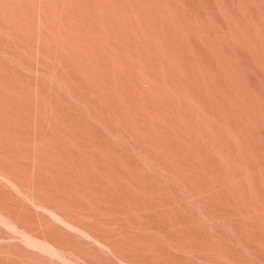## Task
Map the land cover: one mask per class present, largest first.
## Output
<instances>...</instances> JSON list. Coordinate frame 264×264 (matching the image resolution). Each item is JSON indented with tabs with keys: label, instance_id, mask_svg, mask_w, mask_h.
<instances>
[{
	"label": "bare ground",
	"instance_id": "obj_1",
	"mask_svg": "<svg viewBox=\"0 0 264 264\" xmlns=\"http://www.w3.org/2000/svg\"><path fill=\"white\" fill-rule=\"evenodd\" d=\"M0 264H264V0H0Z\"/></svg>",
	"mask_w": 264,
	"mask_h": 264
}]
</instances>
